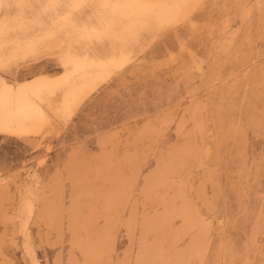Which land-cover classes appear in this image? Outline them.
Listing matches in <instances>:
<instances>
[{
    "label": "rangeland",
    "instance_id": "rangeland-1",
    "mask_svg": "<svg viewBox=\"0 0 264 264\" xmlns=\"http://www.w3.org/2000/svg\"><path fill=\"white\" fill-rule=\"evenodd\" d=\"M0 16V264H264V0Z\"/></svg>",
    "mask_w": 264,
    "mask_h": 264
},
{
    "label": "bare ground",
    "instance_id": "bare-ground-1",
    "mask_svg": "<svg viewBox=\"0 0 264 264\" xmlns=\"http://www.w3.org/2000/svg\"><path fill=\"white\" fill-rule=\"evenodd\" d=\"M16 9H17V8H16ZM13 10H15V9H13ZM14 12H15V11H14ZM17 12H18V11H17ZM0 17H1V16H0ZM84 20H87V18H84ZM175 22H176V21H175ZM172 24H173V23H172ZM166 25H168V24H166ZM84 27H85V25H84ZM162 27H163V26H162ZM164 27H165V26H164ZM159 28H160V27H159ZM154 29H155V28H154ZM145 31H147V30H145ZM57 32H58V31H57ZM74 32H75V31H74ZM151 32H152V31H151ZM3 33H4V32H3ZM20 33H21V32H20ZM20 33H17V34H20ZM63 33H65V32H63ZM0 34H1V33H0ZM8 34H9V33H8ZM55 34H56V33H55ZM73 34H74V33H73ZM14 35H16V33H15ZM64 36H65V35H64ZM64 36H62L63 39H64ZM71 36H72V35H71ZM139 36H140V35H139ZM144 36H145V35H144ZM9 37H10V36H9ZM9 37H8V38H9ZM18 37H19V36H18ZM51 37H53V36H51ZM57 37H58V36H57ZM65 37H66V36H65ZM5 38L7 39V37H5ZM10 38H12V37H10ZM141 39H142V38H141ZM46 40H47V39H45L44 41H46ZM66 40H67V39H66ZM5 41H6V40H5ZM49 41H50V40H49ZM116 41H117V40H116ZM131 41H132V40H131ZM138 41H141V40H138ZM102 42H103V41H102ZM122 42H123V41H122ZM66 43H67V42H66ZM115 43H116V42H115ZM132 43L134 44V41H132ZM132 43H131V44H132ZM98 44H101V43H98ZM125 44H127V42H126ZM138 44H139V43H138ZM120 45H121V44H120ZM38 46H39V45H38ZM131 46H132V45H131ZM120 47H121V46H120ZM120 47H119V48H120ZM134 47H135V46H134ZM70 48H71V47H70ZM101 48H102V47H101ZM110 48H112V46H110ZM110 48H109V49H110ZM60 49H61V48H60ZM128 49H129V48H128ZM132 49H133V47H132ZM58 50H59V49H58ZM82 50L84 51V49H82ZM94 50H95V49H94ZM106 50H107V49H106ZM117 50H118V49H117ZM129 50H130V49H129ZM89 51H90V50H89ZM92 51H93V50H92ZM107 51H108V50H107ZM113 51H114V50H113ZM113 51H112V52H113ZM121 51H124V50L122 49ZM86 52H87V51H86ZM102 52H103V51H102ZM118 52H120V51H118ZM62 53H63V51H62ZM108 53H109V52H108ZM108 53H107V55H108ZM115 53H116V52H115ZM91 54H92V52H91ZM93 54H94V53H93ZM113 54H114V53H113ZM97 55H98V54H97ZM104 55H105V54H104ZM128 55H129V54H128ZM93 56H94V55H93ZM105 56H106V55H105ZM110 56H111V55H110ZM116 56H118V55H116ZM89 57H90V56H89ZM95 57H96V56H95ZM106 58H107V57H106ZM90 59H91V58H90ZM97 59H98V58H97ZM101 59H102V58H101ZM129 60H130V59H129ZM69 62H70V59H69ZM82 62H83V61H82ZM66 63H68V62H66ZM79 63H81V61H80ZM18 65H19V64H18ZM67 65H68V64H67ZM68 66H69V65H68ZM12 67H13V66H12ZM15 67H16V66H15ZM10 69H11V68H10ZM7 70H8V69H6V71H7ZM92 70H93V69H92ZM110 72H111V71H110ZM0 73H1V72H0ZM10 73H11V71H10ZM10 73H8V74H10ZM8 74H7V75H8ZM4 75H5V74H4ZM37 77H38V76H37ZM40 77H41V76H40ZM40 77H39V78H40ZM43 78H44V77H43ZM12 79H13V78H12ZM36 79H37V78H36ZM45 79H46V78H45ZM41 80H42V77H41ZM48 80H49V79H48ZM31 81H32V80H31ZM38 81H39V79H38ZM44 81H45V80H44ZM28 82H29V81H28ZM35 82L37 83V81H35ZM45 82H46V81H45ZM52 82H53V81H52ZM39 83H40V82H39ZM39 83H38V84H39ZM33 84H34V83H33ZM33 84H32V85H33ZM38 84H36V85H38ZM41 84H43V83L41 82ZM97 84H98V83H97ZM29 85H30V84H29ZM29 85H26V84H25V87L28 88ZM32 85H31V86H32ZM42 86H44V84H43ZM17 87H19V86H17ZM29 87H30V86H29ZM49 87H50V85H49ZM34 88H35V87H34ZM44 88H46V86H44ZM47 88H48V87H47ZM50 88H52V87H50ZM58 88H60V87H58ZM22 89H23V88H22ZM31 89H32V87H31ZM38 89H39V88H38ZM42 89H43V88H42ZM48 89H49V88H48ZM60 90H61V89H60ZM32 91H33V90H32ZM44 91H45V90H44ZM61 91H62V90H61ZM33 92H34V91H33ZM35 92H38V91H35ZM56 92H57V91H56ZM49 95H50V94H49ZM56 95H57V94H56ZM56 95H55V96H56ZM41 96H42V95H41ZM41 96H40V97H41ZM52 96H53V95H52ZM59 96H60V94H59ZM59 96H58V97H59ZM61 96H62V95H61ZM43 97H44V96H43ZM38 98H39V97H38ZM41 98H42V97H41ZM51 99H52V98H51ZM41 100H43V99H41ZM54 100H55V99H54ZM57 100H58V99H57ZM59 101H60V100H59ZM47 102H48V101H47ZM56 102H57V101H56ZM45 104H46V102H45ZM57 104L59 105V103H57ZM62 104H63V103H62ZM52 105H53V104H52ZM44 106H45V105H44ZM47 106H48V105H47ZM49 107H50V106H49ZM51 107H52V106H51ZM59 107H60V106H59ZM56 108H58L57 105H56ZM56 108H55V109H56ZM51 109H52V108H51ZM51 109H50V110H51ZM43 110H44V109H43ZM45 111H46V110H45ZM53 112H54V111H53ZM55 112H57V111H55ZM44 113H45V112H44ZM47 113H48V112H47ZM47 113H46V114H47ZM59 113H60V112H59ZM53 114H54V113H53ZM57 114H58V113H57ZM55 115H56V113H55ZM55 117H56V116H55ZM56 119H57V118H56ZM52 120L54 121L53 118L51 119V121H52ZM53 123H54V122H53ZM50 125H52V124H50ZM56 125H57V124H56ZM53 126H54V125H53ZM47 127H48V126H47ZM54 127H55V126H54ZM50 128H51V126H50ZM17 129H18V128H17ZM51 129H52V128H51ZM45 132H46V131H45ZM43 133H44V132H43ZM262 239H263V238H262Z\"/></svg>",
    "mask_w": 264,
    "mask_h": 264
}]
</instances>
